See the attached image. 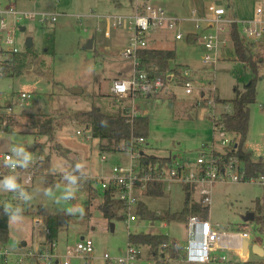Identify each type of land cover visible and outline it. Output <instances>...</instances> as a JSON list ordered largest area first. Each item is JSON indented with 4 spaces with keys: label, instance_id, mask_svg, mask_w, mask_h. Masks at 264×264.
I'll list each match as a JSON object with an SVG mask.
<instances>
[{
    "label": "rangeland",
    "instance_id": "rangeland-1",
    "mask_svg": "<svg viewBox=\"0 0 264 264\" xmlns=\"http://www.w3.org/2000/svg\"><path fill=\"white\" fill-rule=\"evenodd\" d=\"M139 1L180 14L193 7L207 12L211 5L219 4L230 17L240 20L253 17L258 5L257 0ZM0 3H14L17 11L32 16L17 22V26L24 27V30L16 32L13 44H4L5 35L0 32V50L16 48L22 60L20 71L7 68L0 76V109H6L7 105L20 107L18 112L4 116L0 124V152L16 149L26 168L46 156L50 162L49 169L34 174L25 202L11 203L6 199L3 185L14 184L15 176H5L0 182V203L11 211L9 237L5 245L9 254L4 260L0 258V264H16L22 253L35 248L34 236L45 239L44 228L35 229L32 223L37 206H43L50 213L68 216L67 223L59 227L55 239L58 264L64 260L67 249H71L81 237L92 241L93 251L85 257L73 253L68 256L69 264H115L114 259L127 247L128 233L164 234L170 243L177 241L180 246H185V223L138 218L127 223L126 209L116 210L115 216H110V210L103 204L99 184L86 181L87 175H107L113 165L129 163V155L123 149L122 141L114 145L113 151L98 149L99 141L91 136L90 130L73 119L76 111L114 112L117 102L112 100L109 87L113 79H129L132 75V60L120 55L131 32L123 23L110 28L109 37H105L104 16L132 15L134 0H0ZM52 15L55 16L53 22L50 20ZM42 16L45 21L39 22ZM192 28V25L185 24L182 31L185 34ZM27 38L32 41L30 48L25 46ZM147 38L148 48L174 50L172 65L187 66L193 82L189 94H185L181 82L175 80L177 85L169 84V90L163 87L150 96L129 100V106L135 113L148 119L144 153L159 157L175 156L176 160L169 166L180 158L193 161L205 144L213 142L217 147L218 138L212 131L209 111L222 114L231 110L228 102L235 96L234 87L242 91L255 76L256 96L254 103L248 106V128L243 149L251 151L253 161L263 159L264 65L256 63L255 75L248 66L236 60L235 51L229 44L228 48L219 50L220 60L213 68L200 62L203 54L200 40L193 43L187 42V38L174 41L172 35L163 29L147 34ZM89 41L91 48H84ZM72 88L80 91L72 93ZM21 92L29 94V98L20 100ZM34 112L53 121L56 127L53 142L45 136L35 137L31 133L29 115ZM78 130L81 134L76 133ZM228 137H233L232 133ZM56 142L69 150L66 156L75 163L77 173L61 152L53 148ZM101 156L106 158L103 164L99 162ZM89 186L95 191L93 197L89 195ZM191 196L198 198L196 191ZM139 199L156 214L175 212L183 207L184 191L179 182H172L170 190H165L161 196H140ZM257 209L264 210V184L216 182L212 186L207 219L218 224V230H234L242 224L245 214ZM249 227L250 244L264 246V225L260 229L255 222H250ZM138 251L137 264H154L147 246H139ZM174 251L176 257L167 259L165 256L166 264H193L183 258L181 247ZM104 254L109 256V260L104 258ZM224 254L226 261L210 264H264V259L251 251L245 260H239L233 252Z\"/></svg>",
    "mask_w": 264,
    "mask_h": 264
},
{
    "label": "built area",
    "instance_id": "built-area-1",
    "mask_svg": "<svg viewBox=\"0 0 264 264\" xmlns=\"http://www.w3.org/2000/svg\"><path fill=\"white\" fill-rule=\"evenodd\" d=\"M257 2L254 16L244 20L230 17L227 10L219 4L211 5L207 12L198 11L193 7L187 13L180 11V14L170 13L159 5L140 2L139 0H134L132 15L104 16L105 37H109L110 28L120 26L123 23L131 32L125 46L120 51V55L132 60V75L129 79H113L109 87L110 94L116 100L150 96L163 87L169 90L168 86L177 85L175 80L181 82L185 94L191 92L193 77L187 66L177 68V72L168 71L152 74L138 66L137 52L148 48L147 34L155 33L158 29L167 31L172 35L174 41H180L188 36H196L203 47L201 64L214 68L220 60L219 50L228 48L229 44L234 50L231 27L235 25L240 36L245 40L244 51L247 61L264 65V0H257ZM22 18H32V16L17 11L14 3L9 5L0 3V32L5 35L4 44L11 45L14 43L15 34L20 30L17 22ZM50 20L53 22L55 16L52 15ZM38 21L44 22L45 17H40ZM185 24L192 25L193 28L184 34L182 27ZM17 53L16 48H12L11 51L0 50V76L4 73L2 71L3 66L8 65L11 56ZM27 98H29V94L25 92L19 94L20 100ZM208 104H210L209 101ZM127 112L129 118L136 115L132 106H129ZM231 112L232 109H229L223 113L230 114ZM12 113H16L13 106L7 105L6 109H0V118ZM220 115L211 111L208 113L212 123V131L218 138L217 147L213 142L209 145H203L193 161L189 158H180L175 164L168 166L169 163L176 160L175 157H169V161L165 163L143 164L140 156L143 152L145 139L143 137H131L123 148L129 155V163L113 165L107 175L100 177L87 175V179L99 184L102 191L109 190L112 196L124 203L127 210V223L137 221L135 207L142 192L149 184L161 183L163 191H169L172 182H179L182 186L187 187L189 195L196 191L198 203L207 208L212 199V186L216 182L264 184V176L261 174L246 176L244 166L235 154L237 136L232 133L233 137H228L230 133L218 121ZM0 132H2L1 127ZM76 133L81 134L79 130ZM99 162L105 163V156H101ZM34 174V164L26 168L23 160L18 157L16 149L11 148L0 152V182L5 176L16 177L14 184L3 185L7 194L6 199L9 202H25L27 200V192ZM32 223L35 229L40 226L44 227L43 220L39 216L34 217ZM185 227V246H180L177 241L171 242L170 245L174 250L181 247L184 251L183 258L187 262L210 264L215 261H226L224 252H233L237 254L239 260H244L242 242L247 239L248 246L250 242L248 223H242L234 230L221 231L217 229L219 228L218 225L212 224L207 218L202 219L198 215L191 214L185 221ZM45 232L48 233L46 228ZM92 251V241L88 238H82L71 249H67L64 260L60 264H69L68 256L73 253L75 256L85 257L89 256ZM8 254L5 247H0V258L4 260ZM104 258L109 260L107 254H104ZM58 259L59 257L55 254V242L47 241L42 246L37 245L34 249H28L22 253L16 264H58ZM138 260V246L127 244L126 249L114 259V262L115 264H137Z\"/></svg>",
    "mask_w": 264,
    "mask_h": 264
},
{
    "label": "trees",
    "instance_id": "trees-1",
    "mask_svg": "<svg viewBox=\"0 0 264 264\" xmlns=\"http://www.w3.org/2000/svg\"><path fill=\"white\" fill-rule=\"evenodd\" d=\"M118 4V2H116ZM231 37L234 44L235 58L237 61L244 63L248 66L253 73H257V65L254 62H248L245 56V40L239 34L237 26L232 25ZM189 43L196 42L198 38L196 36L187 37ZM50 41L52 39L50 38ZM51 48V47H50ZM49 49V48H48ZM138 66L152 73H164L168 71L177 72L179 68L178 64H173L175 60V52L170 49L159 48H146L137 52ZM11 64L3 66V72L7 68L13 71H20L22 68V60L17 54H13L10 58ZM154 66V68H152ZM235 96L229 100L231 104L232 112L222 113L219 118V122L228 133H234L237 136V147L235 154L242 162L246 176H257L261 174L264 176V158L253 161L251 159V151L244 150L243 144L245 142L247 128H248V106L254 103L256 90H255V76L244 85L242 91H238L234 87ZM116 107L113 113H102L95 110L93 113H87L83 111H76L73 113V119L77 122L85 124V127L90 130L91 136L99 141V149L105 151H113L114 145L119 141L125 144L129 142L130 138L143 137L146 140L148 119L143 115H134L129 118L128 108L130 98H124L116 100ZM222 101V100H218ZM5 117L0 118V124L4 121ZM29 128L31 133L35 137L45 136L50 142H53L55 136V125L53 121L42 115L41 113L34 112L29 115ZM42 146L43 144H39ZM53 148L63 154H68L69 150L64 148L59 143H54ZM143 164H153L156 162L165 163L168 162V158H158L153 155L142 154L140 156ZM50 162L49 156L43 159H39L35 165V174L40 171H46L49 169ZM90 182V180H86ZM184 202L180 211L170 212L165 211L163 213L156 214L147 209L142 201H138L135 207V213L138 219L144 220H159L163 222H182L185 223L188 216L198 215L202 219L207 218V207L200 205L196 201L191 203V198L186 187H183ZM95 191L89 186V195L93 197ZM163 194V186L161 183L149 184L142 192L143 196L159 197ZM103 204L110 210V216H115L116 210L125 209L123 202L117 200L111 195L109 190L102 191ZM11 211L6 210L0 203V247H5L8 242V220ZM108 213V212H107ZM39 215L47 229L48 241H55L59 227L65 225L68 221V216L64 214L50 213L43 208V206H37L35 213ZM254 222L261 229L264 225V210L257 209L254 214ZM128 244L135 246H147L151 257L154 259V264H166L165 256L173 254L176 257L174 249L170 245L168 236L164 234H156L150 232L128 233ZM264 259V258H263Z\"/></svg>",
    "mask_w": 264,
    "mask_h": 264
},
{
    "label": "water",
    "instance_id": "water-1",
    "mask_svg": "<svg viewBox=\"0 0 264 264\" xmlns=\"http://www.w3.org/2000/svg\"><path fill=\"white\" fill-rule=\"evenodd\" d=\"M20 30L23 31L24 27H20ZM25 46L28 47V48H30L32 46V41H31L30 38H27L25 40ZM84 48H91V41H89L88 44L84 46ZM78 91H80V90H77L76 88H72L70 90V92H72V93H77ZM13 108H14L15 112H18L20 107L18 105H14ZM61 154L71 164L74 172L77 173V169H76L75 163L72 160H70L65 154H63V153H61ZM141 154L144 155L143 152H141ZM253 220H254V213L253 212H249V213L245 214L242 217V221H253ZM110 227L112 229V224L110 225ZM247 248H248V241H247V239H244L243 242H242V254L243 255L246 253ZM251 251H252L253 254H256L258 256H263V254H264L263 249L260 246H258L257 244L251 245Z\"/></svg>",
    "mask_w": 264,
    "mask_h": 264
},
{
    "label": "crops",
    "instance_id": "crops-1",
    "mask_svg": "<svg viewBox=\"0 0 264 264\" xmlns=\"http://www.w3.org/2000/svg\"><path fill=\"white\" fill-rule=\"evenodd\" d=\"M106 29V28H105ZM103 34H104V32H103ZM151 40H155L154 38H152ZM187 42H188V40H186ZM160 49V48H159ZM171 50V49H170ZM244 64V63H243ZM20 109V108H19ZM138 115H140V114H138ZM146 141V140H145ZM99 145H97V148L99 149V147H98ZM243 148H245V147H243ZM144 149V148H143ZM245 150V149H244ZM143 153H144V151H143ZM145 154V153H144ZM66 155V154H65ZM155 157H158V158H168L169 159V157H175V156H168V157H159V156H155ZM4 180V179H3ZM81 182V181H80ZM81 185H82V183H81ZM83 185H84V183H83ZM183 187L184 186H182V190H183ZM187 188V187H186ZM188 190V189H187ZM164 192V191H163ZM141 196H143L142 194H141ZM189 197L191 198V203L192 202H194V201H196L197 203H198V201H197V199H195L194 197H192L191 195H189ZM141 201V200H140ZM184 202V201H183ZM261 210V209H260ZM255 212V211H254ZM253 212V213H254ZM207 213H208V208H207ZM255 214V213H254ZM36 216H39V215H37V214H34V217H36ZM40 217V216H39ZM250 222H254V220L253 221H243L242 223H250ZM44 224V223H43ZM153 225V223L151 222L150 223V226H152ZM214 225H218V224H214ZM44 227H45V225H44ZM43 227V228H44ZM218 227H219V225H218ZM46 228V227H45ZM45 228H44V235H45V239L43 240V239H40L38 236H34L33 237V244L35 245V246H37V245H39V246H42L43 244H46L47 243V241H48V238H47V233L45 232ZM82 238V237H81ZM80 238V239H81ZM55 242V241H54ZM253 244H255V243H252V244H250V242H249V246H248V248H247V251H246V253L244 254V260L248 257V253L251 251V245H253ZM258 246H260L262 249H263V251H264V246H262L261 244L259 245V244H257ZM175 252V251H174ZM252 252V251H251ZM232 253V252H231ZM235 254V253H234ZM237 255V254H236ZM255 256H257V257H259V258H264L263 256H264V254H263V256H258V255H256V254H254ZM174 258V255L173 254H168V255H166V258L167 259H170V258ZM56 264V263H55Z\"/></svg>",
    "mask_w": 264,
    "mask_h": 264
},
{
    "label": "clouds",
    "instance_id": "clouds-1",
    "mask_svg": "<svg viewBox=\"0 0 264 264\" xmlns=\"http://www.w3.org/2000/svg\"><path fill=\"white\" fill-rule=\"evenodd\" d=\"M121 91H124L123 89H121Z\"/></svg>",
    "mask_w": 264,
    "mask_h": 264
},
{
    "label": "bare ground",
    "instance_id": "bare-ground-1",
    "mask_svg": "<svg viewBox=\"0 0 264 264\" xmlns=\"http://www.w3.org/2000/svg\"><path fill=\"white\" fill-rule=\"evenodd\" d=\"M173 258V257H172Z\"/></svg>",
    "mask_w": 264,
    "mask_h": 264
}]
</instances>
